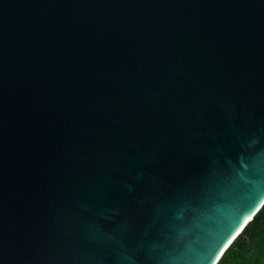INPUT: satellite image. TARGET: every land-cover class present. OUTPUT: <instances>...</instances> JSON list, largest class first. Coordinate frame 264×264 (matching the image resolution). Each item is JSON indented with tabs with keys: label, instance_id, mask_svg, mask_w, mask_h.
Wrapping results in <instances>:
<instances>
[{
	"label": "water",
	"instance_id": "1",
	"mask_svg": "<svg viewBox=\"0 0 264 264\" xmlns=\"http://www.w3.org/2000/svg\"><path fill=\"white\" fill-rule=\"evenodd\" d=\"M263 206L264 0H0V264H218Z\"/></svg>",
	"mask_w": 264,
	"mask_h": 264
},
{
	"label": "trees",
	"instance_id": "2",
	"mask_svg": "<svg viewBox=\"0 0 264 264\" xmlns=\"http://www.w3.org/2000/svg\"><path fill=\"white\" fill-rule=\"evenodd\" d=\"M218 264H264V206Z\"/></svg>",
	"mask_w": 264,
	"mask_h": 264
},
{
	"label": "snow or ice",
	"instance_id": "3",
	"mask_svg": "<svg viewBox=\"0 0 264 264\" xmlns=\"http://www.w3.org/2000/svg\"><path fill=\"white\" fill-rule=\"evenodd\" d=\"M238 227H239V226H238ZM235 234H236V233L234 232L233 235H235ZM231 238H232V237H229V240H230ZM228 242H229V241L226 240V241H225V244H227ZM223 247H224V245H221V248H223ZM219 254H220V252L218 251V252H217V255H219Z\"/></svg>",
	"mask_w": 264,
	"mask_h": 264
}]
</instances>
